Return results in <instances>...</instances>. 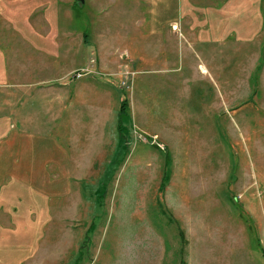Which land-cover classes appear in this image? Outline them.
<instances>
[{
  "label": "rangeland",
  "instance_id": "rangeland-1",
  "mask_svg": "<svg viewBox=\"0 0 264 264\" xmlns=\"http://www.w3.org/2000/svg\"><path fill=\"white\" fill-rule=\"evenodd\" d=\"M20 1L0 0V264H264V0L192 1V20H213L164 53L155 33L176 0L73 6L78 34L126 27L122 113L119 93L112 111L108 98L12 100L13 64L36 65L33 79L69 65L17 33L44 10Z\"/></svg>",
  "mask_w": 264,
  "mask_h": 264
},
{
  "label": "crops",
  "instance_id": "crops-1",
  "mask_svg": "<svg viewBox=\"0 0 264 264\" xmlns=\"http://www.w3.org/2000/svg\"><path fill=\"white\" fill-rule=\"evenodd\" d=\"M96 1L97 0H35L34 2L29 3L32 8L41 7L44 8V10L39 11V13L42 15H39V17H37L38 15H36V19H32V15L30 16V14L26 13V20L24 22L27 25L23 23L25 26L21 27L18 23L17 33L25 40H27L28 44L32 46L35 45L34 41L36 35L45 39V42L42 44L44 45V48L45 45H47L50 49L37 48L35 52L46 51L56 58H62L63 61L67 62V64L71 66L77 64L78 62L81 63L83 61V55L85 53H96L98 56V63H96L95 65L94 72L88 73L90 74L88 77L83 76L82 78H73L72 72L78 70L77 66H59L61 64V61H56V66H53L50 64V62H48V64L46 65L48 72H45L47 74L39 79H33L32 77L25 75V71L28 72L34 70L35 68H37L36 65H31L32 63H29V66H26L24 64H20V66L17 64H13V66L16 65L14 67L18 68L17 70L16 68L15 70H13V89L11 92L12 100H14L13 98H15V101L20 103L24 102V98H49L46 99L49 101H51L53 98H56L60 102H73L74 100H78L80 98H95V100H93L97 104H99L100 100L108 98L109 107H107V110L112 111V98L115 97L117 93H119V97L117 98V100L121 103V99H123L122 95L120 94L121 88H119V86L117 85L120 83V73L118 74V72L120 71L119 69L123 64V61H126L125 56L122 55V53H125L126 55L127 52L126 46L123 44V41L125 42L124 35L126 34V32L124 30H126V27H122L123 30L121 32H116L115 34L109 33L111 31H103L100 33L96 32V35L94 34L93 37L84 31H80V33L78 34L71 28L73 24L71 20L74 19L72 15L73 10L71 8L73 6L80 7L82 6L81 4L86 3L89 6L94 7V5L92 4H97ZM109 1L111 2L112 7L118 8H131L140 6V3L138 2L139 0ZM146 1L148 3V6H150L149 11H151V8H153V4H151V2L155 3V1ZM158 1L164 8L166 7L168 9V7L170 6L169 0ZM192 1L198 7L201 4H199L197 0H176V7L178 8L177 16L174 15L173 19L163 21V29H159V31L155 33L158 39L157 46L160 49L159 52L164 53L166 49H170V46H173L176 41H178L179 43L180 37L182 38L183 35H185L180 31L177 32L179 29L186 31V34L188 36L186 37L187 45H191L192 43H196L201 40L200 31L202 27L201 25H199V28L198 24L201 22L203 24H206V22L209 23L213 19H208L205 15L203 16L204 18H201V22L198 20L199 18L192 20V17L190 16L192 10L190 9V7L195 6L194 4H191ZM182 3L185 4L187 9L185 16H182L181 14ZM17 4L26 5L23 0L18 2ZM173 4H175V0H172V8L175 7L173 6ZM99 5L108 6L106 4ZM147 19L151 21L152 16H149ZM34 20L35 24H32L31 22ZM102 20L104 19L98 18V22L101 23L103 22ZM106 21H113L119 26H122L123 23L126 24L128 22L126 17H117L116 15H114V18H112L111 16V18L107 19ZM156 22L159 21L156 19ZM208 29L209 27L205 28V30ZM28 33L30 35H28ZM116 35L120 37L122 47L116 46L112 51V36ZM46 38L49 39L51 44L48 43V40H46ZM191 38H193L192 41H190ZM116 53L119 54L117 58L115 56ZM29 59L30 62H32V59ZM165 62H167V60H165L164 63ZM125 65L126 63L121 69H123ZM38 68H40V66H38ZM201 69L203 72L206 71V68L203 66ZM97 70H99L100 73L97 72ZM21 72L22 74L24 73V77H22ZM52 74H54L55 77L50 78ZM57 80L60 81L59 84L56 83ZM56 84H58V86ZM92 109L95 112V109ZM59 110L61 112L63 108ZM118 110H120V104ZM17 112H19V110H17ZM93 115L94 114H92V116Z\"/></svg>",
  "mask_w": 264,
  "mask_h": 264
},
{
  "label": "built area",
  "instance_id": "built-area-1",
  "mask_svg": "<svg viewBox=\"0 0 264 264\" xmlns=\"http://www.w3.org/2000/svg\"><path fill=\"white\" fill-rule=\"evenodd\" d=\"M91 62H92V64H95L96 63V60H95V58L94 59H91ZM92 68H86V70H85V73H90V72H94V69H92ZM83 75V73L81 74V73H78V74H76V76L77 77H80V76H82ZM123 83V82H122ZM125 87H127L128 88V85L125 83Z\"/></svg>",
  "mask_w": 264,
  "mask_h": 264
},
{
  "label": "trees",
  "instance_id": "trees-1",
  "mask_svg": "<svg viewBox=\"0 0 264 264\" xmlns=\"http://www.w3.org/2000/svg\"><path fill=\"white\" fill-rule=\"evenodd\" d=\"M125 105H126V101L123 99L120 103V110H119L120 113L124 111Z\"/></svg>",
  "mask_w": 264,
  "mask_h": 264
}]
</instances>
